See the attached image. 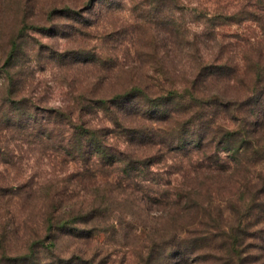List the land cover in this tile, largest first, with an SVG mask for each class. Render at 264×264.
Returning <instances> with one entry per match:
<instances>
[{
    "label": "rangeland",
    "instance_id": "rangeland-1",
    "mask_svg": "<svg viewBox=\"0 0 264 264\" xmlns=\"http://www.w3.org/2000/svg\"><path fill=\"white\" fill-rule=\"evenodd\" d=\"M91 1L0 0V96L5 91L2 84L7 83L4 61L16 40L21 49L15 70L25 75L19 87L38 107L39 118L46 119L49 112L69 105L75 120L107 128L109 142L123 152L126 133L111 124L110 113L86 101L92 99L94 91L114 93L131 84L133 74L139 79L154 74L153 67L164 71L166 79L183 90L191 85L188 83L200 64L216 53L218 40L226 44L224 52L230 64L241 60L242 54L234 51L247 49V39L262 41L264 51V25L240 22L245 11L254 10V0H99L94 5L101 4L100 10L75 15L88 19L79 34H73L71 23L62 29L52 27L58 22L48 15L50 7L69 6L81 13L91 7ZM215 13L229 15L232 20L216 21L210 15ZM32 24L45 27L44 33L36 32ZM226 79L202 83L204 94L217 89L226 95L244 93L245 87ZM98 80L104 81L103 90L96 86ZM81 100L90 110L78 106ZM44 124L24 120L8 130L0 126V264H68L85 248V240L76 236L77 229L83 227L94 233L92 244L86 245L111 252L113 264H140L132 253L143 245L141 238L151 233L171 234L190 220L182 219L176 208L179 193L185 196L193 189L200 193L212 177L218 181L213 185L219 193L216 196L223 198L226 207L237 188V178L247 172L238 166L224 172L199 173L200 163L211 164L201 153L183 156L146 146L144 153L160 157V162L142 166L131 175L118 162L116 168L95 169L100 174L90 180L88 175L77 173L84 172L80 161L50 147L58 145L56 140L62 137L59 131H55V139L34 136L32 127L43 131ZM114 129L117 134L110 133ZM256 134L264 135V129ZM220 154L222 160H232L231 153ZM96 186L101 189L94 193ZM247 189L249 193H237L233 200H248L255 194V185L249 184ZM91 200L101 205L103 213L86 226L79 223L77 213H65ZM225 216L230 223L235 222L230 209ZM61 219L70 222L75 231L59 227ZM51 220L54 228H50ZM114 233L117 235L112 238ZM260 236L263 240H252V248L247 249L251 264H264V230Z\"/></svg>",
    "mask_w": 264,
    "mask_h": 264
},
{
    "label": "trees",
    "instance_id": "trees-1",
    "mask_svg": "<svg viewBox=\"0 0 264 264\" xmlns=\"http://www.w3.org/2000/svg\"><path fill=\"white\" fill-rule=\"evenodd\" d=\"M98 1L92 0L91 7H87L81 13L69 6L50 7L48 15L55 16L58 22L52 27L56 30L62 29L71 23L73 34H79L80 28L88 19L76 18L75 15L92 12L94 9L100 10L101 4L94 5ZM251 7L254 10L245 11L240 17V22L251 20L264 25V0H254ZM210 15L216 21L218 18L232 20L229 15L224 17L219 13ZM32 26L36 32L44 33L46 29L42 25ZM216 44L218 45L216 53L206 63L200 64L194 79L188 83L191 85L183 86V90L169 82L164 71L153 67L152 75H144L139 79L133 74L131 84L128 83L109 95L97 94V91H94L92 99L86 100L95 104L96 108L110 113L108 120L111 124L117 130L126 133L123 139L124 152L109 142L107 128L75 120L77 118L73 117L74 113L69 109V105L49 112L46 119L39 118L38 107L32 99L28 100L22 95V89L19 87L20 83L25 82V75L15 70L21 49L16 40L12 42L11 50L4 61L2 70L7 83L2 84L5 91L0 96L2 129L13 128V125H20L24 120L27 122L32 120L39 125L46 123L43 125V131L39 127H32L34 136L37 139L44 135L48 139H55V131H59L62 137L56 140L58 145L50 147L71 156L72 160L80 161L84 172L77 173L88 175L90 180L97 179V174H100L96 173L95 169L116 168L118 162H122L124 170L130 175L142 166L160 162L158 159L160 157L156 159L144 153L142 148L146 146L149 148L158 146L162 150L175 151L183 156H190L193 152L201 153L204 156L202 159L210 161L211 164L200 163L197 166L199 173H204L205 170L224 172L238 166L247 170L245 175L237 178V188L230 194V205L226 207L223 198L216 196L219 193L215 192L213 185L218 181H214L212 177L205 183L206 189L203 187L199 189L200 193H196L195 189L185 193V196L179 193L178 200H175L176 208L182 219L191 217L190 220L174 229L171 234L162 233L156 236L151 233L141 238L140 242L143 245L139 244L138 246H141L139 250L132 253L138 259L137 263L251 264L246 257L249 255L247 249L252 248V240L256 238L263 240L260 235L264 230V135L256 134L257 130L264 129L262 41L256 43L247 39V49L237 51L234 49L235 54H242L241 60L235 62L232 60L231 64L225 57L226 44L219 40ZM197 52L201 50L197 49ZM157 71L162 72L156 73ZM118 77L121 76H117V79ZM223 78L236 82V86L239 83L245 87L244 93L226 95L217 89L204 94L202 83L209 80L220 82ZM103 83V80H98L96 86L103 90L105 86ZM85 97H82V100ZM82 100L78 102V106L90 110ZM117 130H111L110 133L117 134ZM221 151L231 153L232 160H222L219 156ZM249 184L252 187L255 185V194H251L248 200L239 198L238 201L233 200L237 193L242 195L249 193L247 189ZM120 186L121 184L116 189H120ZM99 189L101 187L96 186L94 193ZM103 190L108 191L105 188ZM201 192L205 195L203 198L200 197ZM101 208L100 204L96 205L91 200L90 203L79 208L73 207L70 212L65 213L69 215L77 213L79 223L86 226L96 216L102 215ZM227 209L235 213V222L230 223L226 218ZM61 221L63 224L59 227H67L69 232L75 231L70 222L65 219ZM49 225L50 228L56 226L52 220ZM85 228L77 229L79 232L76 235L85 240V248L73 255L68 264H113L110 261L111 252L104 251L97 245L93 249L87 246L92 244L94 233L90 227ZM116 235L117 233L111 234V237L115 238Z\"/></svg>",
    "mask_w": 264,
    "mask_h": 264
}]
</instances>
